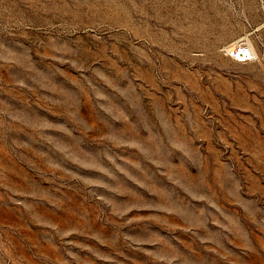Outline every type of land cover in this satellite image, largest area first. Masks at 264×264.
Instances as JSON below:
<instances>
[{
    "label": "rangeland",
    "instance_id": "1",
    "mask_svg": "<svg viewBox=\"0 0 264 264\" xmlns=\"http://www.w3.org/2000/svg\"><path fill=\"white\" fill-rule=\"evenodd\" d=\"M263 24L254 0H0V264H264Z\"/></svg>",
    "mask_w": 264,
    "mask_h": 264
},
{
    "label": "built area",
    "instance_id": "2",
    "mask_svg": "<svg viewBox=\"0 0 264 264\" xmlns=\"http://www.w3.org/2000/svg\"><path fill=\"white\" fill-rule=\"evenodd\" d=\"M258 3L264 15V0H254ZM264 27V24L262 25ZM261 46L264 49V36L260 40ZM223 51L238 63H249L256 59V48L249 42L247 38H243L238 42L227 45Z\"/></svg>",
    "mask_w": 264,
    "mask_h": 264
}]
</instances>
